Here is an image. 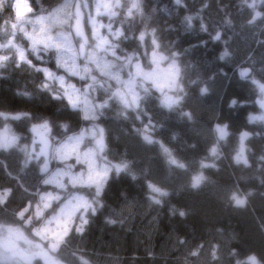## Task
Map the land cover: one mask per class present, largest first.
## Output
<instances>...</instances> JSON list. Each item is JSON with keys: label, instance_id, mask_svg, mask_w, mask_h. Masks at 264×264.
I'll return each mask as SVG.
<instances>
[{"label": "trees", "instance_id": "obj_1", "mask_svg": "<svg viewBox=\"0 0 264 264\" xmlns=\"http://www.w3.org/2000/svg\"><path fill=\"white\" fill-rule=\"evenodd\" d=\"M29 2L34 12L40 13L42 8H58L62 0ZM92 4L94 0H90V8ZM143 8L145 18H135L132 32L138 34L147 22L149 28L157 29L162 48L179 54L187 93L180 108L169 111L162 107L158 99L161 93L152 89V94L142 101L146 114L139 119L131 110L128 119L118 116L119 105L114 101L95 120L84 119L82 112L66 106V100H55L39 90L43 73L11 63L0 69V109L26 111L33 117L31 121L6 122L18 137L31 139V126L38 118L52 123L51 135L57 139L65 135L61 124H67V134H71L94 123L104 129L107 159L112 163L125 159L136 173V179L123 172L109 173L99 197L103 207L90 215L82 233L73 230L66 237L70 243L61 245L65 264H235L237 257L230 255L233 250L239 259L255 254L264 264V120L250 119L264 114V94L258 86L264 84V16L249 24L254 13L243 0H182L181 4L176 0H143ZM256 11L264 13V4L258 5ZM9 15L14 18L15 10L6 7L0 13L5 19ZM187 16L193 17L190 29L184 23ZM113 19L118 22L120 17ZM201 24L206 31L201 30ZM217 31L221 33L220 40L212 38ZM117 43L131 52L138 42L130 39ZM225 49L229 56L221 60ZM34 63L65 74L57 68L51 53ZM243 69L249 70L248 78L241 77ZM70 79L80 87L84 84L76 77ZM203 87L208 91L201 94ZM25 90L34 94L31 99L17 95ZM94 95L98 102L104 98L100 92ZM181 109L190 112L193 119L181 116ZM149 120L154 128L149 127L148 132L185 163V169L170 166L159 144L144 143L137 129H144ZM217 125H227L228 132L219 140V159L210 154L211 147L217 144ZM244 133V155L249 167L233 159ZM24 161L25 153L20 147L0 151V191L12 189L0 205V222L5 224L15 223L16 212L29 201L38 200V193L54 190L52 185L41 183L37 161L27 166ZM202 161L214 162L216 167L201 169ZM51 163V170L63 166L56 160ZM200 171L208 179L200 189L193 190L189 187L191 176ZM149 182L169 193L159 205L148 198ZM232 191L252 193L245 207L230 204ZM180 210L188 214L181 217ZM109 218L117 222L108 223ZM201 245L199 256L189 257V252ZM213 245L218 246L216 260L211 256Z\"/></svg>", "mask_w": 264, "mask_h": 264}, {"label": "snow or ice", "instance_id": "obj_2", "mask_svg": "<svg viewBox=\"0 0 264 264\" xmlns=\"http://www.w3.org/2000/svg\"><path fill=\"white\" fill-rule=\"evenodd\" d=\"M259 2L264 4V0ZM176 3L181 4L182 0H176ZM243 3L254 13L248 20L249 24L264 16V13L256 11L257 0H243ZM91 6L95 9L94 14L92 11H84L90 8V0H62L58 8L50 11L42 8L40 13H35L29 0H0V13L6 7L15 10L14 18L11 15L6 19L0 16L3 21L0 23V69L11 63L17 68L26 65L35 72L43 73L39 90L48 93L55 100H66V106L82 112L84 119L95 120L103 115L102 110L108 108L113 101L119 105L118 116L128 119L131 110L139 119L146 114L142 109V101L152 94V89L161 93L158 99L162 107L169 111L180 108L187 93L183 85L185 68L179 61V54L163 49L157 29L149 28L147 22L138 34L132 32L135 18H145L143 0H95ZM104 16L108 18L107 23L97 19ZM114 17H120V20L117 22ZM192 20L191 16L185 17L187 29L192 27ZM114 23H118L119 27L114 29ZM85 24L90 32L85 30ZM101 29L106 31L102 33ZM201 30L206 31L203 24ZM212 38L220 40L221 33L217 31ZM130 39L138 42L137 47L126 52L117 41ZM117 49H120L119 54ZM50 53L56 60L57 68L63 69L64 75L34 63V60L43 61ZM228 56L229 52L225 49L220 59ZM165 62L166 67L162 68L161 65ZM240 75L248 78L249 70L243 69ZM71 77L83 81V86L77 87ZM253 83L258 82L253 80ZM258 86L264 94V84ZM207 91V87L200 89L201 94ZM97 92L104 94L100 102L94 95ZM17 95L31 99L34 94L25 90ZM261 106L264 107V99ZM180 115L188 120L193 119L190 112L182 109ZM22 119L31 121L33 117L26 111H0V123H3V127H0V151L20 147L25 153V166L33 160L37 161L41 183L52 185L54 190L38 193V200L29 201L27 206L16 212L15 223L0 222V264H34L37 261H43V264H65L61 245L70 243L66 237L73 230L82 233L90 215H95L103 207L99 197L109 173L119 175L123 172L133 179H136V173L132 170L131 163L125 159L118 163L107 159L104 129L99 125L93 123L89 128L67 134L69 126L61 124L59 127L64 130L65 135L57 139L51 135L52 123L46 118H38L31 126L34 133L32 145L19 146L20 138L6 122ZM250 119L264 120V114ZM149 127L154 128L151 120L144 129H137L144 143L159 144L170 166L185 169V163L176 158L162 142L153 138L148 132ZM215 132L217 144L211 147L210 154L219 159L218 143L228 135L227 125H217ZM246 136L247 133L241 136V148L233 159L237 164L249 167L243 147ZM261 159L264 160V156ZM53 160L59 161L63 166L50 170L49 163ZM200 167L214 168L216 165L214 162L202 161ZM207 179L202 171L197 172L191 176L189 187L198 190ZM77 189H94V192ZM148 189L149 200L157 205L163 202L161 198L169 195L166 189L151 182L148 183ZM11 192L10 188L0 191V205L6 202ZM250 195L251 192L245 194L232 191L229 202L234 207L243 208ZM173 213L176 214L175 209ZM178 214L184 217L188 213L180 210ZM116 222L111 218L108 220V223ZM202 247L201 245L190 251L189 257H198ZM217 247L213 245L211 250L213 260L218 258ZM230 255L237 257L235 264H262L255 254L239 259L238 253L233 250Z\"/></svg>", "mask_w": 264, "mask_h": 264}, {"label": "rangeland", "instance_id": "obj_3", "mask_svg": "<svg viewBox=\"0 0 264 264\" xmlns=\"http://www.w3.org/2000/svg\"><path fill=\"white\" fill-rule=\"evenodd\" d=\"M94 2H95V0H94ZM29 4L31 5V3L29 2ZM261 3L259 2V0L257 1V6L258 5H260ZM94 7H91V8H89V9H86V10H84L85 12H87V11H92L93 12V14H94V12H95V9H93ZM29 15V14H28ZM85 19H86V17H85ZM97 19H100V20H102L104 23H107V20H108V18L106 17V16H104V17H97ZM115 24H113V28L115 29V26H114ZM86 27H87V24H86ZM89 29V28H88ZM87 31H89L90 32V29L89 30H87ZM104 31H106L105 29H101V32L103 33ZM110 58L109 59H111L112 57L111 56H109ZM41 67H45V66H41ZM161 67L162 68H164V67H166V62L164 63V64H162L161 65ZM48 68V67H47ZM50 69V68H49ZM53 71V70H52ZM54 72H56V71H54ZM58 73V72H57ZM59 74V73H58ZM61 75H63V74H61ZM125 78H126V76H125ZM74 83V82H73ZM76 85H77V87H80L79 85V83H75ZM166 91H167V89H165ZM0 111H5V110H3V109H0ZM10 126V125H9ZM11 127V126H10ZM20 138V137H19ZM33 138H34V133L32 132V135H31V139H25V138H20L19 139V144H20V146H24V145H29V146H31L32 145V141H33ZM38 139V138H37ZM27 140H29V141H27ZM37 148H39V145H37ZM29 150H31L30 149V147H29ZM41 159H43V157H41ZM53 166V164L50 162L49 163V168H50V170H51V167ZM39 199V198H38ZM42 263H43V261H41ZM36 262H34V264H35Z\"/></svg>", "mask_w": 264, "mask_h": 264}, {"label": "water", "instance_id": "obj_4", "mask_svg": "<svg viewBox=\"0 0 264 264\" xmlns=\"http://www.w3.org/2000/svg\"><path fill=\"white\" fill-rule=\"evenodd\" d=\"M85 30H86V24H85ZM87 31V30H86ZM250 73V72H249Z\"/></svg>", "mask_w": 264, "mask_h": 264}, {"label": "bare ground", "instance_id": "obj_5", "mask_svg": "<svg viewBox=\"0 0 264 264\" xmlns=\"http://www.w3.org/2000/svg\"><path fill=\"white\" fill-rule=\"evenodd\" d=\"M258 1V0H257Z\"/></svg>", "mask_w": 264, "mask_h": 264}]
</instances>
